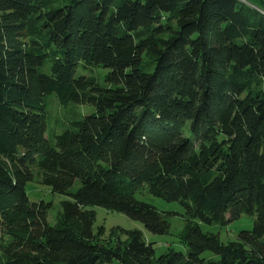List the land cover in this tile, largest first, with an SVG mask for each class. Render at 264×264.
Instances as JSON below:
<instances>
[{"label": "trees", "instance_id": "1", "mask_svg": "<svg viewBox=\"0 0 264 264\" xmlns=\"http://www.w3.org/2000/svg\"><path fill=\"white\" fill-rule=\"evenodd\" d=\"M80 65L110 71L100 81ZM52 95L96 110L58 132ZM34 180L64 196L54 223L52 203L28 196ZM138 193L184 208L185 251L158 257L141 230L95 227L103 207L170 233L177 212ZM244 214L253 229L228 242L200 225ZM0 264H264V13L239 0H0Z\"/></svg>", "mask_w": 264, "mask_h": 264}, {"label": "rangeland", "instance_id": "2", "mask_svg": "<svg viewBox=\"0 0 264 264\" xmlns=\"http://www.w3.org/2000/svg\"><path fill=\"white\" fill-rule=\"evenodd\" d=\"M241 3H245L239 0ZM64 3H71V0H64ZM251 7V6H250ZM252 8H256L253 7ZM258 9V8H256ZM110 70L102 67H89L85 68L83 65L77 69L76 75H87L95 76L100 81H103L105 76ZM51 100H53L49 105L50 118H49V128H57L58 132H61L66 125H68V120L72 116V112L81 113L83 115H89L95 112V107L89 104H77L70 103L68 105H63L60 103L59 99L52 95ZM49 103V102H48ZM60 123V125H59ZM189 134V133H187ZM27 192L29 198L34 202H39L44 200L46 202L52 203V209L50 211V221L54 223L61 214L60 201L64 198L62 195H58L52 192L51 188L40 184L37 180L30 182L27 186ZM138 198L149 203H152L157 208L162 211H175L177 215L171 219L172 229L171 232L164 235L153 234L147 230L143 223L135 221L123 213L110 211L103 207H95L96 220L95 227L105 226L108 230V237H110V232L115 236L117 227H123L125 229H138L141 230L148 242H153L156 250V256H160L166 253L170 248H174L178 251H185L186 247L182 244V232L184 230V219L183 215L185 213L184 208L177 202H167L162 198L156 197L150 193L145 195L138 193ZM255 218L244 214L241 219L230 223L228 226L219 225H207L201 223V227L205 232H211L219 234L223 242H228L229 240H235L238 237V233L243 230H252L254 226ZM115 230V232H114ZM106 236V238H108ZM113 241L111 240V243ZM109 246L108 241L106 242ZM206 252V256L209 255Z\"/></svg>", "mask_w": 264, "mask_h": 264}, {"label": "crops", "instance_id": "3", "mask_svg": "<svg viewBox=\"0 0 264 264\" xmlns=\"http://www.w3.org/2000/svg\"><path fill=\"white\" fill-rule=\"evenodd\" d=\"M244 1L247 5L253 6L258 8L259 11L264 13V0H242Z\"/></svg>", "mask_w": 264, "mask_h": 264}]
</instances>
